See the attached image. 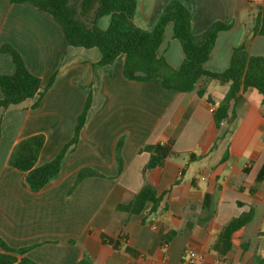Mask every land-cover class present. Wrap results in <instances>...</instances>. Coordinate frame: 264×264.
<instances>
[{
	"label": "crops",
	"instance_id": "1",
	"mask_svg": "<svg viewBox=\"0 0 264 264\" xmlns=\"http://www.w3.org/2000/svg\"><path fill=\"white\" fill-rule=\"evenodd\" d=\"M171 1L137 0L135 25L150 31ZM177 1L191 13L194 34L215 22L232 26L218 34L205 64L208 71L226 70L233 49L244 40L251 55L264 56V35L255 33L264 0L258 5L250 0ZM107 18L99 25L105 22L107 28ZM2 44L21 55L44 92L36 109L31 106L38 96L0 110V240L7 247L27 249L24 256L37 264L83 259L90 264H183L187 249L198 255L196 264H221L211 250L216 235L231 219L252 210L251 222L233 235L225 264H264V179H258L264 167V117L257 91L243 92L234 119L217 127L209 108L220 104L228 85L206 83L211 104L197 96L203 79L187 93L163 88L158 78L126 80L124 55L98 66V49L70 47L53 18L30 3L0 0ZM157 54L175 69L183 62L171 25ZM13 71L10 57L0 54V74ZM89 93L85 124L59 176L41 191H30L25 174L8 165L14 146L42 134L45 144L36 165L52 160L73 137ZM119 143L122 171L117 174ZM156 144L168 145L171 152L143 178L150 154L142 149ZM82 168L100 176L85 179L69 193ZM146 183L162 197L156 214L148 213L149 205L140 215L117 210Z\"/></svg>",
	"mask_w": 264,
	"mask_h": 264
},
{
	"label": "trees",
	"instance_id": "2",
	"mask_svg": "<svg viewBox=\"0 0 264 264\" xmlns=\"http://www.w3.org/2000/svg\"><path fill=\"white\" fill-rule=\"evenodd\" d=\"M10 4L30 3L39 11L50 15L60 27L63 36L70 47L92 49L101 53L97 63L103 67L111 65L124 55L123 76L133 82H147L158 78L163 88L177 93H187L203 79L197 90L199 98H205L213 104L207 95L208 82L228 85V90L220 104L213 111V121L217 127L234 119L235 106L241 94L247 90H255L262 96V114L264 117V56L251 55L246 41L232 51L229 66L223 72H212L205 68L211 51L215 46L217 36L231 29V24L215 22L203 33L192 32V16L189 10L179 1L169 2L162 10L156 24L150 31L137 27L134 16L137 0H5ZM109 18L107 28L99 26V21ZM258 35H264V8L260 9L257 18ZM172 26V35L180 46L184 56L178 69L171 67L157 51L162 43L165 30ZM0 54L8 55L14 67L10 74H0V110H7L26 102L35 96L38 100L31 106L36 109L44 92H40L41 79L33 75L26 67L21 55L10 45L2 44ZM53 78L47 84L48 89ZM91 105V94H88L82 113L77 118L73 137L50 161L37 166V160L45 144V136L37 134L20 140L13 148L9 159V167L24 173V184L32 192H39L60 174L62 161L70 148H73L85 124L86 115ZM1 138V121H0ZM150 154L148 163L142 169V176L159 167L168 157L171 148L168 145L156 144L142 149ZM116 157L118 173L122 171L120 159V143L117 145ZM100 174L90 168H82L77 173L69 191L71 193L82 181ZM264 179V167L258 175ZM161 196H157L152 186L146 183L126 205H118L117 210L131 215H140L149 205L148 213L156 214ZM253 211L249 210L231 219L216 235L211 250L217 255L221 264L226 263V257L232 250L233 235L251 222ZM175 233L165 235L162 245L167 244ZM0 264H37L25 257L27 249H11L0 240ZM78 264H90L88 259Z\"/></svg>",
	"mask_w": 264,
	"mask_h": 264
},
{
	"label": "built area",
	"instance_id": "3",
	"mask_svg": "<svg viewBox=\"0 0 264 264\" xmlns=\"http://www.w3.org/2000/svg\"><path fill=\"white\" fill-rule=\"evenodd\" d=\"M252 4L258 5L259 0H250ZM215 107L211 106L209 108L210 112H213ZM183 257L185 258L183 264H196L198 261V255L190 249L185 250Z\"/></svg>",
	"mask_w": 264,
	"mask_h": 264
},
{
	"label": "rangeland",
	"instance_id": "4",
	"mask_svg": "<svg viewBox=\"0 0 264 264\" xmlns=\"http://www.w3.org/2000/svg\"><path fill=\"white\" fill-rule=\"evenodd\" d=\"M108 22H109V19L107 18V24H108ZM103 23V22H102ZM100 27H102V28H105V26H106V24H105V22L101 25H99Z\"/></svg>",
	"mask_w": 264,
	"mask_h": 264
}]
</instances>
